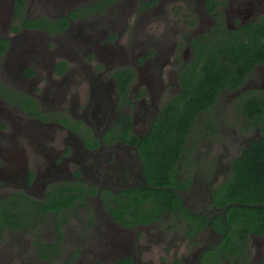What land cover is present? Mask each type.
Wrapping results in <instances>:
<instances>
[{
    "label": "flooded vegetation",
    "instance_id": "flooded-vegetation-1",
    "mask_svg": "<svg viewBox=\"0 0 264 264\" xmlns=\"http://www.w3.org/2000/svg\"><path fill=\"white\" fill-rule=\"evenodd\" d=\"M260 16L264 0H0V222L11 221L0 231V258L10 254L19 264H264V235L249 232L244 239L233 231L228 240L225 221L217 230L185 218L177 206L158 221L132 226L112 214L122 205L128 221L126 192L150 187L132 136L147 135L166 101L194 84L201 65L196 50L207 51L226 30ZM127 19L131 45L121 38ZM221 95L237 120L226 124L236 146L235 154L226 151L230 166L239 149L259 137L258 126L241 124L246 109L237 113L235 104L264 100V66L256 64ZM216 102L207 110L215 132L209 146L227 150L229 143L214 141L228 122L217 118ZM188 140L191 164L184 168L191 180L180 200L208 221L224 216L225 207L211 197L229 172L198 185L196 143ZM186 171L181 166L177 178L186 181ZM170 213L177 222L165 226ZM73 227L82 233L72 237ZM74 241L68 252L66 243Z\"/></svg>",
    "mask_w": 264,
    "mask_h": 264
},
{
    "label": "trees",
    "instance_id": "trees-1",
    "mask_svg": "<svg viewBox=\"0 0 264 264\" xmlns=\"http://www.w3.org/2000/svg\"><path fill=\"white\" fill-rule=\"evenodd\" d=\"M225 32L223 41L206 45L207 51L196 50L201 65L195 70L194 84L184 86L181 95L170 102L166 101L147 135L142 138L132 136L131 140L140 153L146 183L150 187L132 188L126 192L128 221L122 217L127 213L122 205L112 213L119 222L132 226L158 221L163 211L174 212L177 206L185 218H196L202 225L209 224L218 230L217 226L225 229V224H228L225 229L228 240L236 233L244 239L249 232L264 235L263 99L239 100L235 104L237 113L243 112L242 108L246 109L243 112L245 121H240L241 124H245L244 128L246 125L250 128L258 126L259 137L239 149L230 160L228 177L213 187L211 199L215 205L225 207L224 216H212L208 221L206 216L186 210L179 196L181 191L189 188L191 180L188 166L186 181L177 178L179 168L185 162L191 164L187 159L189 149L185 146L190 128L203 117L200 127L203 138L215 133L209 125L207 110L213 109L219 92L238 87L256 64L264 66V16ZM237 119L241 120L238 114ZM1 214L3 208H0V221ZM7 221L11 222L9 219L4 222ZM4 222H0V231ZM23 223L20 221L18 224ZM233 231L236 232L234 235Z\"/></svg>",
    "mask_w": 264,
    "mask_h": 264
},
{
    "label": "rangeland",
    "instance_id": "rangeland-1",
    "mask_svg": "<svg viewBox=\"0 0 264 264\" xmlns=\"http://www.w3.org/2000/svg\"><path fill=\"white\" fill-rule=\"evenodd\" d=\"M130 24H131V21L127 19L126 25L124 27L126 31H123L121 33L122 34V37H121L122 40H124L126 42L128 40V45H131L133 43L132 42L133 41V31H132L133 29L130 30ZM121 27H122V24H121V26H119V28H121ZM170 68L171 67L167 66L166 70H169ZM226 102H227L226 96L221 95L218 98L216 105L214 106V109L217 113V118L218 119L223 118V120L228 121L227 123L224 124V127L222 125L219 127V129H218L219 132L214 136V141L218 140V141L229 143V149H227V150L223 149V147L221 146L220 143L216 144L217 148H214L215 147L214 144L209 146V139H211L212 136L211 137L208 136L206 138H203V134L201 133V129H200V127L203 123V120H202L203 117L198 119L194 123V125L192 126V129H191V133L188 136L189 137L188 141H195V143H196V147L194 148L192 156L195 154V156H196L195 159H197L196 164L199 166L198 167H197V165L194 166L193 175H195V176L193 177V180L196 179L198 185L200 183L201 184H203V183L207 184V186H209L210 184H214L215 180L211 181V179H213V175L217 176L218 174H220L221 176H224V175H227V173L229 172V165L227 163V161H228L227 159L230 158V156H229V153H227L226 151L235 154L236 146L235 145L232 146L233 142H235V141L234 140L231 141V138H234L235 136L231 137V135H229L231 133L233 134V132H232V129L226 124H229L231 121H237V120L234 116L229 115L228 107H227L228 104H226ZM223 111H224V113H223ZM220 114H222V116ZM250 135L251 134H246L245 137H248ZM212 140H213V138H212ZM199 144H201V145H199ZM184 167H185V165L182 166V169H184L186 171L187 168H184ZM210 170L212 172H210ZM219 180H221V178L217 177L216 182H219ZM210 181L212 183H209ZM190 194H193V192H191ZM193 198H194V200L197 198V193L185 201V205L187 207L190 206L189 203H190V201L193 200ZM204 204H205V198L201 197L197 201V205L199 206L200 210L203 208ZM175 216L176 215L173 213L166 214L165 218H163L164 219L163 220L164 225L166 226L167 224H172V223H174V221L177 222V220L174 218ZM155 231H156V229H155ZM81 233H82V230L80 227H73V229L71 230L72 237H77ZM24 234H25V237H28V239L33 244V241L35 239L29 238L30 234H28L26 232ZM14 236L17 239H20V238H18V237H20L19 233H16ZM77 242L78 241H74L73 243H70V242L66 243L68 246V252L74 250V248H75L74 244ZM2 245H4V244H0V247H3ZM14 245L15 244L13 243V246ZM22 251L23 250L18 249L16 246L14 252L16 254H19L20 257L23 258ZM27 254H29V253L27 252L26 255ZM9 256H10V254H6V255H4V257L0 258V264L2 262H3V264H6L8 261H10V264H19L20 263L17 258L9 259ZM30 262H31V264H43L40 261H36V262L30 261Z\"/></svg>",
    "mask_w": 264,
    "mask_h": 264
}]
</instances>
